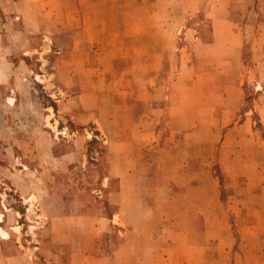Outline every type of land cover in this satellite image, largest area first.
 Masks as SVG:
<instances>
[{"label": "rangeland", "instance_id": "obj_1", "mask_svg": "<svg viewBox=\"0 0 264 264\" xmlns=\"http://www.w3.org/2000/svg\"><path fill=\"white\" fill-rule=\"evenodd\" d=\"M96 19L104 114L112 96L132 105L131 131L151 141L144 170L133 184L112 176L103 186L104 166L90 165L87 149L97 158L104 136L86 124L85 169L98 179L48 171L41 159L46 175L25 177L43 193L41 212L28 213L4 168L16 146L44 154L48 145L34 119L11 123L26 109L3 107L0 209L21 217L0 223L14 227L0 235V264H264V0H0L1 74L38 71L24 48L41 42L25 45L16 30L28 22L66 26L55 49L69 43V26ZM36 89L37 102L51 103ZM22 135L28 142L15 141ZM94 136L101 143L88 144Z\"/></svg>", "mask_w": 264, "mask_h": 264}, {"label": "crops", "instance_id": "obj_2", "mask_svg": "<svg viewBox=\"0 0 264 264\" xmlns=\"http://www.w3.org/2000/svg\"><path fill=\"white\" fill-rule=\"evenodd\" d=\"M40 14L41 11L38 15ZM212 22H214L213 19ZM253 22L256 24L254 20ZM80 27V25L69 26V28H73L70 31L69 43L54 49V34L66 31V26L62 24L60 28H57L55 24H48L43 27L38 21L28 22L24 28L20 27L16 30L25 38L22 41L23 44L30 43L32 36H37L41 42L37 46L32 45V47L29 44L24 48L26 55L32 52L38 56V71L35 74L33 72L32 74H1L0 72V110L6 107L17 113H22L26 109L27 116L20 115L21 118L18 117L20 119L11 123H15L17 126L18 122H28L30 119L38 120V125L34 121V127L40 128L43 136L46 137L44 141L48 145L44 154H40L38 151L34 153L35 148L22 150L18 145L16 150L14 148L10 153L12 161L7 163L5 168L4 165H0V168L6 169L5 175L9 176L10 184L14 187L13 191L18 193V197L23 200L24 208L28 213L34 212V209H36L34 212L36 215L37 212H41V208L38 207H40L39 201H43V193L25 180L27 175H34L38 179V176L45 174L41 159L46 165H53L48 168V171L56 172L71 166L73 169L78 168L90 183L98 179V171L90 168L85 169L87 162L85 147L90 137L83 127L86 124H96L104 136L106 154L102 165L105 172L101 177L103 179H100L103 186L107 185L112 176L119 177L121 182L127 179V182L133 184L137 182L136 177L144 170L146 162L144 149L151 141L148 140V133L143 128L138 132L131 131L133 118L136 119L132 113V105H127L125 98L119 101L117 96H112L109 102L111 110L104 114V97L101 95L109 89L100 86L101 74L96 66L99 53L94 43L99 23L97 19L94 20V24L91 20L89 26ZM251 27L254 28V26ZM86 31H89V36H85L84 32ZM41 48L43 52H41ZM93 55H95V60H93ZM142 75L128 74V77L135 79ZM111 86L115 87L116 85ZM38 87L45 92L51 103L40 104L37 102L35 94ZM120 109H124V112H121ZM1 118L0 121L4 120V117ZM66 121L76 125V129L70 130ZM4 125L6 126V124H0V139L7 128ZM10 126L12 127V125ZM15 141L24 143L28 142V139L22 135ZM120 153H122L123 159L121 163L117 162L120 158L116 157ZM3 157L6 159L4 153L0 151V161ZM26 159H31L35 163L31 166ZM121 167L123 171L119 172ZM19 181L22 183L19 184ZM122 205L124 207L126 203ZM1 207L4 211L0 209V223H10V220L15 222L17 218L21 217L18 211L7 208L3 203H1ZM41 215L46 217L43 210ZM123 221L125 222V220ZM0 229L2 237H5L6 234L9 236L14 231V227H10L8 231H4L1 227Z\"/></svg>", "mask_w": 264, "mask_h": 264}, {"label": "trees", "instance_id": "obj_3", "mask_svg": "<svg viewBox=\"0 0 264 264\" xmlns=\"http://www.w3.org/2000/svg\"><path fill=\"white\" fill-rule=\"evenodd\" d=\"M94 135L95 136H98L99 135V132L96 130L94 132ZM92 137L91 140L88 142V144L92 143V144H98L99 142L101 143V141H99L96 137ZM99 151H97V153L99 154L98 157H97V160H95V158H93V156L91 155V149L88 148L87 150V160H88V163L92 166H95L97 168V170H101V167L100 165H102L104 159H105V154H106V150H105V147L104 145L101 143L100 146H99ZM103 207H104V211H107V202H104L103 203Z\"/></svg>", "mask_w": 264, "mask_h": 264}]
</instances>
